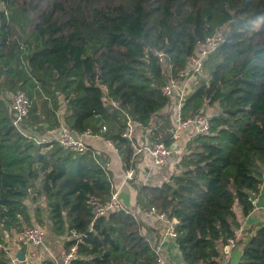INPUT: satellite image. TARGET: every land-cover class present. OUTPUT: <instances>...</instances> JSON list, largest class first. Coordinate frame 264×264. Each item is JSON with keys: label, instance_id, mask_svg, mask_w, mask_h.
Returning a JSON list of instances; mask_svg holds the SVG:
<instances>
[{"label": "trees", "instance_id": "1", "mask_svg": "<svg viewBox=\"0 0 264 264\" xmlns=\"http://www.w3.org/2000/svg\"><path fill=\"white\" fill-rule=\"evenodd\" d=\"M0 3V264H12L10 237L34 223L44 228V220L56 235L76 232L64 243L76 245L69 264H157L156 247L130 210L95 215L112 192L103 157L24 137L6 95L25 91L22 126L33 134L46 137L61 122L76 133L89 130L114 146L124 169L135 168V139L122 136L128 117L142 127L153 119L141 143L171 144L162 88L221 28L224 40L203 65L208 78L198 76L180 107L185 118L217 104L209 133L188 140L167 182L135 185L137 205L175 219L183 264H220L219 242L239 228L234 205L246 217L264 175V0ZM243 243L237 264H264V221Z\"/></svg>", "mask_w": 264, "mask_h": 264}, {"label": "built area", "instance_id": "2", "mask_svg": "<svg viewBox=\"0 0 264 264\" xmlns=\"http://www.w3.org/2000/svg\"><path fill=\"white\" fill-rule=\"evenodd\" d=\"M223 40V30L221 28L215 29L213 34L204 42L200 43L194 52L188 56L184 70H182L177 77L169 76L168 82L162 88L163 94L170 99L169 105H172L173 108L175 107L172 115V128L170 130L173 140L172 143L169 145L163 142H155L153 144L140 142V144H134V156L147 155L151 164L156 167H175L177 169L179 160L185 153L186 144L183 145L178 142L182 134L188 131L187 140H190L193 136L209 133L210 123L207 114L198 113L184 118L180 113V107L188 94L192 91L191 87L196 83L198 76L201 75L205 60L210 53L218 48ZM149 51L156 55L159 61L163 62L165 60V54L162 51L152 48H150ZM8 95L10 97L9 108L13 115L12 124L24 137L33 140L36 144L54 139L63 149L76 153L83 154L89 151V143L86 140L88 136L92 135L89 130L76 133L65 123L61 122L56 134L52 138L47 139L44 136L33 134L25 129L22 124L29 112V98L25 91L21 89H17ZM111 104L116 106L115 101H111ZM150 126H153L152 119L149 121L147 127H142L139 123L128 117L122 136L133 139L135 127L143 129L144 135H146L150 131ZM94 153L97 154L96 152ZM133 177L134 168L125 169L123 183L132 180ZM111 187L112 192L110 199L106 203L97 205L94 208L96 216L106 215L110 211L116 209H122L126 213L129 212V209L121 203L117 194L118 192L112 185ZM149 213L155 214L159 218L166 220L167 236L173 239L176 238L175 219H167L165 213H158L154 207L149 209ZM45 234V229L34 223L18 231L15 234L14 240L16 244L28 249L29 259H34L37 249L44 244ZM71 237H77L74 230L66 235L67 239ZM235 241L236 235L229 238L227 242L233 244ZM75 253L76 245H72L69 249H64L63 247L61 252L62 264H69L70 260L75 257ZM156 253L157 264H166L165 259L157 249Z\"/></svg>", "mask_w": 264, "mask_h": 264}, {"label": "crops", "instance_id": "3", "mask_svg": "<svg viewBox=\"0 0 264 264\" xmlns=\"http://www.w3.org/2000/svg\"><path fill=\"white\" fill-rule=\"evenodd\" d=\"M60 100L61 104L57 116L62 118L64 106L62 105V99ZM173 110V106L168 105L161 110V114H168L172 120ZM44 125L46 126V124ZM57 129L48 133L46 137L52 138ZM187 136L188 131H185L178 142L185 145L188 141ZM133 138L136 144L142 142L144 139L143 129L135 127ZM86 140L89 147L99 156H102L106 162L112 176V186L118 192L121 203L139 220L140 233L152 246L156 247L165 259L166 264H183L182 254L175 239L168 237L166 234V220L149 213L148 208L137 205L135 190V185L138 184L152 187L160 186L162 183L167 182L172 174L177 172V169L175 167H156L151 164L147 155H139L134 168L133 180L123 183L125 169L114 146L101 136L91 135ZM29 207L31 214H33L32 206L29 205ZM234 211L239 219V228L235 234L236 241L233 244L219 242L220 264H237L241 258L243 241L253 232L256 225L264 221V175L259 193L253 198L252 211L246 217H243L238 204L234 205ZM44 229L46 232L44 244L37 249L34 259H29L28 249L23 247L24 260H17L16 254L20 245L15 243V235L10 237L12 243L9 246V254L13 260L12 264H62L61 252L67 240V234L56 235L53 233L51 224L47 220H44Z\"/></svg>", "mask_w": 264, "mask_h": 264}, {"label": "rangeland", "instance_id": "4", "mask_svg": "<svg viewBox=\"0 0 264 264\" xmlns=\"http://www.w3.org/2000/svg\"><path fill=\"white\" fill-rule=\"evenodd\" d=\"M0 8H4V6H3V4H1L0 3ZM203 72V71H202ZM199 77H202V79L203 80H206L207 78H208V72H207V69L205 68V71L203 72V73H201V75L199 76ZM202 79H200L199 81H198V83L200 82V81H202ZM197 82V81H196ZM195 85H196V83H194L193 84V86L191 87L192 89L195 87ZM24 91V90H23ZM9 97V95H6V99H8V102L10 103V97ZM218 108H219V106L217 105V104H214V105H212V106H209V105H207V107H206V112H205V114H207V116L209 117V116H211L212 114H214V113H216V111L218 110ZM174 109H175V107H174ZM47 139H50V137L48 136V137H46Z\"/></svg>", "mask_w": 264, "mask_h": 264}, {"label": "water", "instance_id": "5", "mask_svg": "<svg viewBox=\"0 0 264 264\" xmlns=\"http://www.w3.org/2000/svg\"><path fill=\"white\" fill-rule=\"evenodd\" d=\"M22 248H23L22 246H19V250H18V252L16 254V258L19 261H23L24 260V255H23V251H22L23 249Z\"/></svg>", "mask_w": 264, "mask_h": 264}]
</instances>
